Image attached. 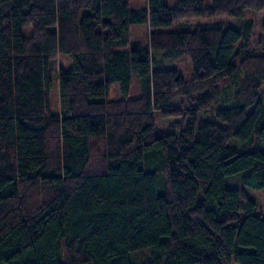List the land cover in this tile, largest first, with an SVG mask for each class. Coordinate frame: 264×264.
I'll use <instances>...</instances> for the list:
<instances>
[{
    "label": "trees",
    "instance_id": "16d2710c",
    "mask_svg": "<svg viewBox=\"0 0 264 264\" xmlns=\"http://www.w3.org/2000/svg\"><path fill=\"white\" fill-rule=\"evenodd\" d=\"M247 9L264 0H0V264H264V23ZM217 14L242 20L160 29ZM183 55L191 75L162 67ZM156 114L179 120L159 133Z\"/></svg>",
    "mask_w": 264,
    "mask_h": 264
},
{
    "label": "rangeland",
    "instance_id": "374dc122",
    "mask_svg": "<svg viewBox=\"0 0 264 264\" xmlns=\"http://www.w3.org/2000/svg\"><path fill=\"white\" fill-rule=\"evenodd\" d=\"M207 3H211V0H205ZM132 6L139 7L144 6L146 3V0H131ZM245 19H253L255 20V30L260 33V28L262 27L264 23V9L263 10H252L247 9L244 13ZM216 20H224V21H232L239 25L241 22V18H237L234 16H230L227 14H217L210 17H191L188 19H176L173 25L167 26V27H161L160 29L163 30H174L179 29L182 27H188L192 28L197 24L205 23V22H211ZM184 23V24H183ZM26 31V29H24ZM150 27L146 23H133L130 26V37L131 38H139L144 44H147L148 37H149ZM258 33V34H259ZM71 65V58L69 56L60 55L57 60L55 61V67L59 69L60 66L69 67ZM162 67L165 68H179L184 71L186 76H189L192 74V65L191 60L187 55H183L182 57L178 58H171L166 59ZM56 75V73H55ZM264 88V87H263ZM115 91H112V95ZM136 92V87L130 94L131 96L136 95L134 94ZM118 93V96L120 95L119 92H115V95ZM122 95V94H121ZM182 97H176L172 101L173 107H178L180 104ZM50 101H51V108L54 112H60L62 110V101H61V95H60V82L58 78H55L53 80V87L50 90ZM215 103L214 105H216ZM213 105V106H214ZM215 107V106H214ZM212 109V108H211ZM203 112V111H201ZM204 113H201V116H203ZM179 120L177 117H165L163 118L160 114H156L155 123H156V129L159 133L167 132L174 129V122ZM233 141V140H232ZM232 141L230 144L232 145ZM264 147V146H263ZM262 147V148H263ZM264 149V148H263ZM251 192V191H250ZM252 197H254L258 203H259V214L264 215V190H254L251 192Z\"/></svg>",
    "mask_w": 264,
    "mask_h": 264
}]
</instances>
